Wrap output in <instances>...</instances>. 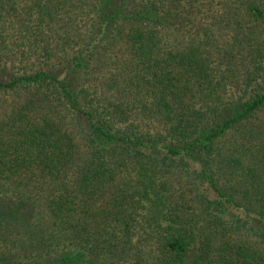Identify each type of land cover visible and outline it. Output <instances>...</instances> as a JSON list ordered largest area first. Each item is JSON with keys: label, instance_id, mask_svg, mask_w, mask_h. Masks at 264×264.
I'll return each instance as SVG.
<instances>
[{"label": "trees", "instance_id": "1", "mask_svg": "<svg viewBox=\"0 0 264 264\" xmlns=\"http://www.w3.org/2000/svg\"><path fill=\"white\" fill-rule=\"evenodd\" d=\"M0 264H264V0H0Z\"/></svg>", "mask_w": 264, "mask_h": 264}]
</instances>
